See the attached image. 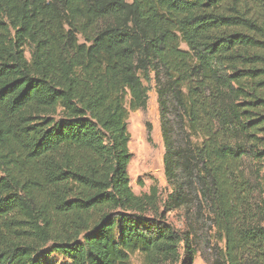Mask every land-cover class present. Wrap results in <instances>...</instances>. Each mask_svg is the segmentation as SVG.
<instances>
[{
    "label": "trees",
    "instance_id": "obj_1",
    "mask_svg": "<svg viewBox=\"0 0 264 264\" xmlns=\"http://www.w3.org/2000/svg\"><path fill=\"white\" fill-rule=\"evenodd\" d=\"M153 82L165 210L208 206L210 264H264V0H0V264H194L156 186H130Z\"/></svg>",
    "mask_w": 264,
    "mask_h": 264
},
{
    "label": "rangeland",
    "instance_id": "obj_2",
    "mask_svg": "<svg viewBox=\"0 0 264 264\" xmlns=\"http://www.w3.org/2000/svg\"><path fill=\"white\" fill-rule=\"evenodd\" d=\"M150 86L147 108L134 111L129 109L128 129L131 135L129 149L133 154L128 166L130 186L138 195L147 193L151 187L156 186L161 212L166 214L167 220L180 230H189L193 233L197 250L194 264H210L220 249L225 251V239L221 241L208 206L204 202L194 201L181 208L165 210L164 203L173 192L174 184L165 176L166 145L161 128L160 105L155 83ZM170 118L173 140L175 145H178L181 143L183 133L173 114H170ZM149 126L152 130L151 141L148 140ZM262 175L264 183V169ZM66 261L67 258L58 254H52L50 257L52 264H64ZM130 264H144L143 255L135 253Z\"/></svg>",
    "mask_w": 264,
    "mask_h": 264
}]
</instances>
